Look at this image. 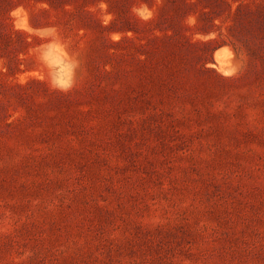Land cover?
Wrapping results in <instances>:
<instances>
[{
	"label": "rangeland",
	"instance_id": "1",
	"mask_svg": "<svg viewBox=\"0 0 264 264\" xmlns=\"http://www.w3.org/2000/svg\"><path fill=\"white\" fill-rule=\"evenodd\" d=\"M51 2L0 0V264H264V0Z\"/></svg>",
	"mask_w": 264,
	"mask_h": 264
},
{
	"label": "trees",
	"instance_id": "2",
	"mask_svg": "<svg viewBox=\"0 0 264 264\" xmlns=\"http://www.w3.org/2000/svg\"><path fill=\"white\" fill-rule=\"evenodd\" d=\"M61 1H63V2H67V3L71 2V0H61ZM44 2H47L48 4H50V7H52V2H51V0H44ZM48 11H49L48 9H46V8H42V12H48ZM65 12L68 13L69 11L65 10ZM203 16H204V15H202V17H203ZM205 19H208V18H205ZM31 22H32V24H34L33 19L31 20Z\"/></svg>",
	"mask_w": 264,
	"mask_h": 264
}]
</instances>
